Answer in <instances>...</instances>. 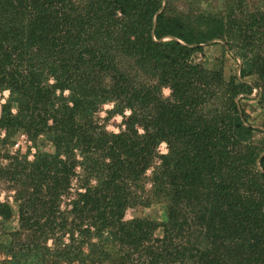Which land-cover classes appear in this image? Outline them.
Segmentation results:
<instances>
[{
  "label": "trees",
  "instance_id": "obj_1",
  "mask_svg": "<svg viewBox=\"0 0 264 264\" xmlns=\"http://www.w3.org/2000/svg\"><path fill=\"white\" fill-rule=\"evenodd\" d=\"M161 8L162 0H0V92H9L0 147L24 134L35 149L32 160L5 155L0 168L18 188L16 210L0 203L2 221L17 216L16 264H264V148L253 140L264 131L240 105L255 88L264 101V12L243 19L230 5L191 21L163 9L152 34ZM218 40L240 57L239 78L195 61ZM117 56L156 85H136ZM108 103L106 119L123 117L114 136L94 120ZM154 202L166 205L165 222L124 220L128 207Z\"/></svg>",
  "mask_w": 264,
  "mask_h": 264
},
{
  "label": "rangeland",
  "instance_id": "obj_2",
  "mask_svg": "<svg viewBox=\"0 0 264 264\" xmlns=\"http://www.w3.org/2000/svg\"><path fill=\"white\" fill-rule=\"evenodd\" d=\"M85 1L86 0H73L74 3H83ZM230 5H236L238 7L235 9L236 13L243 19H246L249 14L264 12V0H165L164 13L166 17L184 16L186 19L194 21L204 14L211 16L224 14ZM260 32L263 34L262 40L264 43V28H260ZM31 52L34 53V50ZM31 52L29 53V56H34ZM195 61L202 64L207 69L222 70L223 77L226 81H228L233 76H236L237 78L239 77L241 59L235 54L234 50L227 51L226 47L222 43L217 42L204 45L202 52L195 56ZM115 64L120 72L135 81L136 85L146 84L150 81V77L143 72L139 64H137L134 59L117 56ZM99 80V82L102 84V87L106 88H110V86L114 83V78L110 73H104L102 78H99ZM245 81L251 85L254 83H259L256 76H250L246 78ZM155 82L156 81L152 79L149 84L151 86H155ZM160 90L161 96L163 98H169L170 91L166 86L162 87ZM2 92L3 91L0 93ZM56 93L58 94V92ZM63 95L66 96L65 93H63ZM8 97L9 95L7 98ZM7 98L5 99L4 97L0 96V99H5V101ZM107 105L111 104L108 103L103 105L101 110L94 114V120L95 123H98V125H102L104 127L105 132L114 136L124 128L122 122L123 117L120 115H114L106 119V111L112 108V105L111 107H106ZM240 105L249 119V123L264 129V101L258 96V90L256 88L253 89V93L248 97V99L242 101ZM101 113H103V115H101ZM115 117L120 118L118 122ZM41 140L43 139L39 140V145L42 144ZM253 140L256 145L264 148V134L255 133ZM15 145H17V147ZM43 145L44 146L41 148L43 152L53 154L54 149L50 144L44 143ZM28 150H30L29 153H27ZM157 152L160 154H165L167 152L166 145L161 143L157 148ZM34 153L35 149L32 147V143L28 141L24 134H19L18 137L16 136L14 139L13 145L4 146L3 148L0 147V168L7 167L10 163V159L5 158V155L10 157L18 156L19 160L21 161L22 157L25 155L27 160H32ZM29 156L32 158L29 159ZM76 173L79 175V177L74 178L73 189L77 187L79 178L82 177L81 168H76ZM150 175L151 170H147L144 176L146 182V191L150 187ZM9 181V179L0 177V203L8 202L10 206L16 210L18 202H15V196L17 194L18 188L13 187V182L11 183ZM67 200L68 199L61 201V210H65L67 208ZM166 216V205L154 202L147 207L143 205L128 207L125 211L124 220L130 221L135 218H146L163 223L166 221ZM18 229L19 224L16 215H14V218L10 221H2L0 219V264H16V260L12 259L9 254V248L11 249L17 247L13 242L14 237L12 234L18 231ZM155 235L156 237H161V230H157ZM17 238L20 239L21 237ZM30 261H32L31 258L30 260L27 259L25 261L19 260L18 264H30Z\"/></svg>",
  "mask_w": 264,
  "mask_h": 264
},
{
  "label": "water",
  "instance_id": "obj_3",
  "mask_svg": "<svg viewBox=\"0 0 264 264\" xmlns=\"http://www.w3.org/2000/svg\"><path fill=\"white\" fill-rule=\"evenodd\" d=\"M164 6H165V0H162V8H161V10L159 11V12H157L156 14H155V17H154V22H153V29H152V34H153V32H154V28H155V25H156V17H157V15L164 9ZM168 39H171V40H176L175 38H173V37H168ZM219 41V40H218ZM220 43H222L221 41H219ZM240 67H241V64H240ZM239 67V68H240ZM240 70V69H239ZM240 77V76H239ZM238 77V78H239ZM255 128H257V129H260V130H262V131H264V129H262V128H260V127H258V126H254ZM262 156H264V151L261 153V155H260V157L259 158H261ZM259 159L257 160V168L260 170V171H263L262 170V168L260 167V165H259Z\"/></svg>",
  "mask_w": 264,
  "mask_h": 264
},
{
  "label": "clouds",
  "instance_id": "obj_4",
  "mask_svg": "<svg viewBox=\"0 0 264 264\" xmlns=\"http://www.w3.org/2000/svg\"><path fill=\"white\" fill-rule=\"evenodd\" d=\"M51 83H54V81L53 80H49V84H51ZM9 95V92H8V90L7 89H5L2 93H0V96H2V97H4L5 99L7 98V96ZM65 95H67V91H65ZM5 99H0V105H2L4 102H5ZM106 107H111V105H107ZM12 112H13V114H15V109H12ZM130 113L129 112H125V115H129ZM101 115H103V113H101ZM115 119L117 120V122L119 121V117H115ZM0 135H2V133H0ZM32 157L31 156H29V159H31ZM51 242L49 241V244H50Z\"/></svg>",
  "mask_w": 264,
  "mask_h": 264
},
{
  "label": "built area",
  "instance_id": "obj_5",
  "mask_svg": "<svg viewBox=\"0 0 264 264\" xmlns=\"http://www.w3.org/2000/svg\"><path fill=\"white\" fill-rule=\"evenodd\" d=\"M17 147V145H15Z\"/></svg>",
  "mask_w": 264,
  "mask_h": 264
}]
</instances>
